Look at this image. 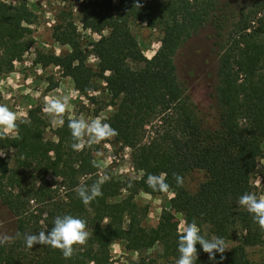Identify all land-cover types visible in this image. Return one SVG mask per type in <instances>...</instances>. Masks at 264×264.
<instances>
[{"label": "trees", "instance_id": "16d2710c", "mask_svg": "<svg viewBox=\"0 0 264 264\" xmlns=\"http://www.w3.org/2000/svg\"><path fill=\"white\" fill-rule=\"evenodd\" d=\"M76 5L81 27L99 36L96 66L86 63L72 9L65 6L52 36L67 49L39 52L36 62L58 66L85 96L97 90L96 79L105 82L114 106L107 122L118 132L112 138L130 149L132 168L141 174L127 180L108 176L103 195L85 205L75 189L101 180L92 149L72 148V118L64 115L55 138H47L41 107L29 108L17 119L18 133L0 134V151L12 149L11 162L0 155V202L14 218V239L0 244V264H106L117 240L138 254L161 242L156 256L128 264H176L181 232L175 214L164 207L157 224L145 227L147 206L135 200L140 191L159 194L147 176L165 173L173 192L168 205L183 215L185 225L195 221L205 238L222 237L225 247L231 243L214 260L197 244L195 264H251L247 249L264 244V227L237 200L246 192L261 197L253 179L264 157V0H77ZM27 15L25 0H0V76L13 71L31 45V30L22 24ZM137 21L161 32L149 58L130 29ZM206 24L217 47L213 126L204 124L174 61L177 50ZM194 171H202L204 179L190 191L184 179ZM51 174L59 178L56 185L48 180ZM177 175L183 178L180 186ZM63 214L86 220V244L74 245L67 259L58 248L26 247V234L47 232Z\"/></svg>", "mask_w": 264, "mask_h": 264}, {"label": "rangeland", "instance_id": "374dc122", "mask_svg": "<svg viewBox=\"0 0 264 264\" xmlns=\"http://www.w3.org/2000/svg\"><path fill=\"white\" fill-rule=\"evenodd\" d=\"M3 1L15 3L17 0ZM25 2L28 15L22 24L30 28L32 41L22 59L14 62L13 71L0 76V104H6L18 118L25 117L27 110L31 107H41L49 123L45 136L51 139L55 138L54 129L59 125L54 122L52 116L44 111L49 99L62 95L70 96L68 110L64 113V116L69 118L83 117L87 120L99 117L107 118L114 106L104 81L96 79L97 90L91 91L85 96L75 89L72 80L68 76H64L58 66L53 64L43 66L36 62L39 52L60 54L67 49V46L60 44L52 36L56 16L65 6L72 9L82 48L87 54L86 63L92 67L96 66L98 58L94 44L99 36L96 32L81 27L77 19V0H69L66 3L61 0H25ZM130 29L143 54L148 58L151 57L159 47L160 30L150 27L142 21L132 23ZM213 32L210 25H204L177 50L174 56L178 80L191 100L197 105L204 124L208 126L215 125L217 121L214 95L217 47L213 45L211 36ZM0 134L12 135L13 132L0 129ZM90 148L101 179L104 176H113L127 180L140 176L141 172L132 168L130 149L115 142L113 138L93 143ZM0 153L8 161H12V149L1 150ZM203 179L202 171H194L186 176L184 185L188 190L193 191ZM48 180L52 185L59 182V178L52 174L48 175ZM253 181L261 198H264V157L258 161ZM172 196L173 192L169 189L167 192L155 195L143 191L136 194L135 200L142 206H147V214L142 221L145 227L155 226L162 208L166 207L175 214L178 230L182 232L185 227L183 215L168 205ZM127 225V221H125L124 226L127 227ZM13 232L14 218L0 202V238L5 235L11 236ZM160 245L159 241L155 247L138 254L126 249L123 241H114L109 247L111 259L106 264H128L130 260H136L139 256H156L160 252ZM230 245L231 243L226 247ZM247 251L251 264H264V244L248 247Z\"/></svg>", "mask_w": 264, "mask_h": 264}, {"label": "clouds", "instance_id": "9594fccd", "mask_svg": "<svg viewBox=\"0 0 264 264\" xmlns=\"http://www.w3.org/2000/svg\"><path fill=\"white\" fill-rule=\"evenodd\" d=\"M139 7V4H137ZM71 97L68 95L58 96L49 99L46 102L44 111L54 118V122L63 126V115L68 110ZM17 115L6 104H0V129H7L9 132L18 133L19 125L17 124ZM24 123H30L25 119ZM68 127L74 139L72 148L76 151L83 150L86 146L93 143H100L118 135L115 128L107 122L106 117L94 118L87 120L83 117H73ZM19 139L17 135L15 137ZM0 155H3L0 153ZM109 179L104 176L90 187L81 182L75 190L82 203L90 204L94 199L103 195L101 186ZM147 184L153 191L167 192L170 185L167 183V174L154 175L148 174ZM178 186L183 184V178L176 176ZM238 206L252 215L253 220L261 227H264V198L258 197L254 192H246L237 200ZM87 222L83 218L72 214L58 215L53 220V226L50 230L40 231L38 233L26 234L24 242L26 247L32 248L34 244L47 245L62 250V255L67 259L70 258L75 248L74 245H84L89 239L90 233L86 230ZM19 233H17V236ZM14 237L5 235L0 238V244L13 240ZM199 244L201 249L209 254V259L214 260L216 253H223L226 249L225 241L222 237L205 238L201 234V229L195 221L187 223L182 232L178 235L177 250L179 258L176 264H195L198 259L196 245Z\"/></svg>", "mask_w": 264, "mask_h": 264}]
</instances>
